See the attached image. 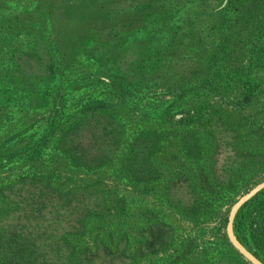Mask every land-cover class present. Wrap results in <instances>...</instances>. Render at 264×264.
<instances>
[{
	"label": "rangeland",
	"instance_id": "obj_1",
	"mask_svg": "<svg viewBox=\"0 0 264 264\" xmlns=\"http://www.w3.org/2000/svg\"><path fill=\"white\" fill-rule=\"evenodd\" d=\"M38 179L110 209L77 264H254L226 220L264 181V0H0V218Z\"/></svg>",
	"mask_w": 264,
	"mask_h": 264
},
{
	"label": "trees",
	"instance_id": "obj_2",
	"mask_svg": "<svg viewBox=\"0 0 264 264\" xmlns=\"http://www.w3.org/2000/svg\"><path fill=\"white\" fill-rule=\"evenodd\" d=\"M68 141L64 135L56 139L61 149ZM18 183L32 186L26 188L24 194L22 186L14 188ZM7 190L5 197L8 201L15 199L18 205L0 218V264H77L82 256H75L68 235L73 234L74 229L75 234L83 233L86 225L110 211L106 203L92 198L88 191L76 188L60 191L39 179L18 181L8 185ZM115 208L122 211L118 202ZM10 213L17 215L10 216ZM38 219L46 220L45 227L49 226V231L38 225ZM53 226H60L61 232L50 231ZM232 231L235 239L264 264V188L238 207ZM90 253H94V249Z\"/></svg>",
	"mask_w": 264,
	"mask_h": 264
},
{
	"label": "water",
	"instance_id": "obj_3",
	"mask_svg": "<svg viewBox=\"0 0 264 264\" xmlns=\"http://www.w3.org/2000/svg\"><path fill=\"white\" fill-rule=\"evenodd\" d=\"M264 188V181L260 182L256 186H254L252 189H250L238 202H236L228 216L227 226H226V233L227 236L232 243V245L240 251L243 255L248 257L251 261L254 262V264H261L258 260H256L234 237L233 231H232V224H233V217L238 209V207L247 199L252 197L255 193H257L259 190Z\"/></svg>",
	"mask_w": 264,
	"mask_h": 264
}]
</instances>
